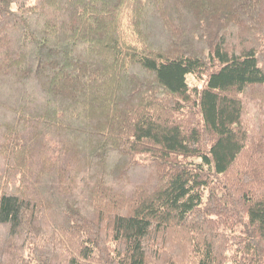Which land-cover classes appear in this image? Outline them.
<instances>
[{
	"label": "trees",
	"instance_id": "16d2710c",
	"mask_svg": "<svg viewBox=\"0 0 264 264\" xmlns=\"http://www.w3.org/2000/svg\"><path fill=\"white\" fill-rule=\"evenodd\" d=\"M0 264H264V0H0Z\"/></svg>",
	"mask_w": 264,
	"mask_h": 264
},
{
	"label": "rangeland",
	"instance_id": "374dc122",
	"mask_svg": "<svg viewBox=\"0 0 264 264\" xmlns=\"http://www.w3.org/2000/svg\"><path fill=\"white\" fill-rule=\"evenodd\" d=\"M122 25H123V27L125 28V26H126V20H125V18H123V20H122ZM189 82H190V84H198L199 82H197L196 80H194V79H189ZM194 82V83H193ZM198 86H201V84H198ZM137 184V182H134L133 184H131V185H129V186H126L125 187V189H126V191L127 192H129V191H131L134 187H135V185Z\"/></svg>",
	"mask_w": 264,
	"mask_h": 264
}]
</instances>
